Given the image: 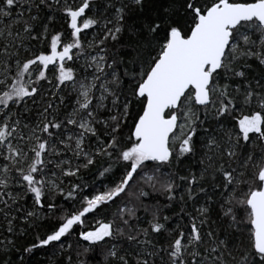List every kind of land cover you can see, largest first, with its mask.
Masks as SVG:
<instances>
[{
    "label": "snow or ice",
    "instance_id": "snow-or-ice-1",
    "mask_svg": "<svg viewBox=\"0 0 264 264\" xmlns=\"http://www.w3.org/2000/svg\"><path fill=\"white\" fill-rule=\"evenodd\" d=\"M0 264H264V0H0Z\"/></svg>",
    "mask_w": 264,
    "mask_h": 264
}]
</instances>
